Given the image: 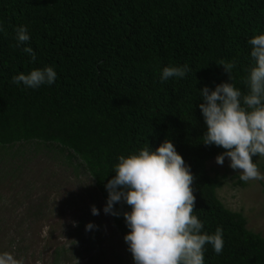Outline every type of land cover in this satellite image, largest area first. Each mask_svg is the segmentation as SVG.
Here are the masks:
<instances>
[{
  "label": "trees",
  "instance_id": "trees-1",
  "mask_svg": "<svg viewBox=\"0 0 264 264\" xmlns=\"http://www.w3.org/2000/svg\"><path fill=\"white\" fill-rule=\"evenodd\" d=\"M0 24V151L33 143L68 153L66 163L76 161L106 203L117 157L170 139L194 177L193 214L205 232L223 227L222 253L206 245L204 264H264V237L217 196L224 180L206 164L225 150L201 143L198 107L199 90L230 82L221 61L235 62L232 83L247 91V40L264 32V0H0ZM21 25L34 62L16 46ZM185 64V77L160 80L163 67ZM45 66L57 73L53 85L12 83ZM114 208L119 215L110 216L133 264L123 241L130 208Z\"/></svg>",
  "mask_w": 264,
  "mask_h": 264
},
{
  "label": "clouds",
  "instance_id": "clouds-1",
  "mask_svg": "<svg viewBox=\"0 0 264 264\" xmlns=\"http://www.w3.org/2000/svg\"><path fill=\"white\" fill-rule=\"evenodd\" d=\"M0 24V32H3ZM30 39L26 26L15 29L16 46L21 47L31 62L36 53L27 46ZM249 56L253 61L244 79L246 92L232 83L231 70L235 62L221 61L230 82H223L210 90L207 86L198 91L202 103L198 105L205 132L200 138L205 146L214 145L224 149L215 158L223 165L225 158L239 180L247 182L264 179L258 162L264 158V32L247 40ZM189 71L187 64L165 66L160 80L183 78ZM57 80L54 67L33 68L27 74L12 77V83L26 89H38L53 85ZM114 175L104 185L107 192L102 211L118 216L114 205L129 206L123 212L126 228L123 236L133 264H204L205 246L221 254L224 247L223 227L214 233L204 231V222L193 214L195 196L194 177L190 166L177 153L170 139H165L155 150L149 145L127 156L117 157L112 166ZM92 215L99 210L91 207ZM92 223L85 226L89 231ZM47 225L41 235L47 234ZM14 247V245H13ZM0 264H20L10 252L0 253Z\"/></svg>",
  "mask_w": 264,
  "mask_h": 264
},
{
  "label": "rangeland",
  "instance_id": "rangeland-1",
  "mask_svg": "<svg viewBox=\"0 0 264 264\" xmlns=\"http://www.w3.org/2000/svg\"><path fill=\"white\" fill-rule=\"evenodd\" d=\"M67 156L33 143L0 151V253L10 252L20 264H130L93 181L75 169L76 161L67 164ZM258 166L264 174V158ZM206 168L224 180L217 192L224 207L264 237V179L240 181L227 158ZM92 206L99 215L91 214ZM88 223L95 227L86 231Z\"/></svg>",
  "mask_w": 264,
  "mask_h": 264
}]
</instances>
